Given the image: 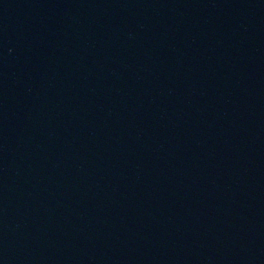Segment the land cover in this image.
Wrapping results in <instances>:
<instances>
[{"label":"water","instance_id":"water-1","mask_svg":"<svg viewBox=\"0 0 264 264\" xmlns=\"http://www.w3.org/2000/svg\"><path fill=\"white\" fill-rule=\"evenodd\" d=\"M0 264H264V0H0Z\"/></svg>","mask_w":264,"mask_h":264}]
</instances>
